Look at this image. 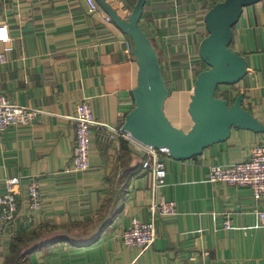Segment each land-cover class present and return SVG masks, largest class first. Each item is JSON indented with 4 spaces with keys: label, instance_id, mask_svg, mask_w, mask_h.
I'll list each match as a JSON object with an SVG mask.
<instances>
[{
    "label": "crops",
    "instance_id": "1",
    "mask_svg": "<svg viewBox=\"0 0 264 264\" xmlns=\"http://www.w3.org/2000/svg\"><path fill=\"white\" fill-rule=\"evenodd\" d=\"M101 1L128 18L139 0ZM216 2L147 0L140 23L164 80L172 77L176 85L167 87L165 114L184 132L194 125L192 70L209 69L199 51L208 36L204 18ZM106 16L100 6L90 14L87 0H0V90L15 105L39 112L32 125L0 135V196L6 180L22 182L15 219L0 240V264H264L258 215L264 202L249 187L209 182L211 167L243 163L264 145V134L233 128L227 141L199 157L167 159L165 185L155 189L136 145L110 138L136 107L139 67L127 48L132 39ZM233 34L231 50L246 59L248 74L221 91L231 103L243 93V107L264 125V0L244 9ZM82 100L90 102L96 122L91 168L68 173ZM32 181L41 186L37 212L28 209ZM160 198L177 202V214L155 219L151 249L127 248L124 232L135 219L151 222L152 203Z\"/></svg>",
    "mask_w": 264,
    "mask_h": 264
},
{
    "label": "water",
    "instance_id": "2",
    "mask_svg": "<svg viewBox=\"0 0 264 264\" xmlns=\"http://www.w3.org/2000/svg\"><path fill=\"white\" fill-rule=\"evenodd\" d=\"M262 1L224 0L206 14L208 36L199 54L209 69L201 72L195 82L188 110L194 125L189 132H184L173 126L165 114L164 106L170 93L157 51L140 27L147 0H139L128 19L97 0L113 24L132 39L139 67L138 86L133 92L136 107L126 117L123 130L143 145L167 148L178 161L199 157L208 147L227 141L233 128L264 134V125L243 107V93L233 103L217 97L220 87L235 86L248 74L246 59L231 50L233 29L245 8Z\"/></svg>",
    "mask_w": 264,
    "mask_h": 264
},
{
    "label": "built area",
    "instance_id": "3",
    "mask_svg": "<svg viewBox=\"0 0 264 264\" xmlns=\"http://www.w3.org/2000/svg\"><path fill=\"white\" fill-rule=\"evenodd\" d=\"M222 1V0H215ZM91 14L96 13L99 7L95 0H87ZM105 21L111 23L106 16ZM127 48L132 51L134 45L130 41ZM3 56L0 53V64ZM39 117V112L26 108L13 106L10 100L0 91V134L6 132L10 127L17 125H31ZM75 146L72 165L66 170L68 173H86L91 168V131L96 125L90 102L82 100L77 105L75 116ZM116 135V136H115ZM111 139L124 138L136 145L142 152L144 159L142 169L152 174L154 188L165 185L167 178L166 160L171 158L167 148H156L143 145L136 141L130 133L121 127L110 135ZM209 182L211 184H224L236 187H249L258 201L264 202V145L254 147L249 158L240 164L231 167L214 166L209 171ZM21 179L10 178L6 180V194L0 196V240L4 227L15 219L18 211L17 198L21 195ZM29 204L31 212H37L42 208L41 189L36 181H32L28 187ZM177 202L166 201L163 198L152 203V221L144 223L133 220L130 227L123 235V243L128 248H138L141 252L151 249L157 238L155 219L158 216H172L177 214ZM261 222H264V212L258 213ZM226 230L231 228V222L227 220L224 225Z\"/></svg>",
    "mask_w": 264,
    "mask_h": 264
},
{
    "label": "rangeland",
    "instance_id": "4",
    "mask_svg": "<svg viewBox=\"0 0 264 264\" xmlns=\"http://www.w3.org/2000/svg\"><path fill=\"white\" fill-rule=\"evenodd\" d=\"M224 0H222V1H219V2H223ZM219 2H216V3H219ZM215 3V4H216ZM99 7V6H98ZM89 13H90V11H89ZM91 14V13H90ZM109 17V16H108ZM130 17V16H129ZM128 17V18H129ZM110 18V17H109ZM123 18V17H122ZM128 18H123V19H128ZM111 19V18H110ZM106 22V21H105ZM107 23V22H106ZM111 23H112V20H111ZM130 41H128L127 43H129ZM133 42V41H132ZM133 45H134V43H133ZM129 51V50H128ZM133 51H134V49H133ZM131 54H132V51H129ZM200 52V51H199ZM134 55V54H133ZM200 55V54H199ZM202 60V59H201ZM190 68L191 69H194V66H190ZM192 72L194 73V76L196 77H198V75L199 74H197L198 72H197V70H192ZM196 77V78H197ZM185 79H186V77H184ZM184 78H180V79H184ZM168 79V84H167V82H166V80H165V82H166V84H167V87L168 86H170V88H173V89H175L176 88V85L175 84H173V80H171V79H173L172 77H168L167 78ZM197 80V79H196ZM232 88L233 86H222V87H220L219 88V90H218V92H217V95H218V97H221L222 95H224V93H222V91H221V89L222 88ZM1 92H3L2 90H0ZM4 93V95L10 100V102H11V104L13 105V106H16V107H19V108H23V107H20V106H17V105H15L13 102H12V100L8 97V95L5 93V92H3ZM27 109V108H26ZM75 122V121H74ZM33 124V123H32ZM31 124V125H32ZM22 126H24V125H22ZM28 126V125H27ZM123 128V127H122ZM76 132V131H75ZM3 134V133H2ZM76 134V133H75ZM1 135V134H0ZM91 136H92V131H91ZM245 162V161H244ZM214 167V166H213ZM224 167V166H223ZM212 168V167H211ZM36 182H38V181H36ZM39 183V182H38ZM40 185V184H39ZM228 186H230V185H228ZM5 187H6V181H5ZM234 187H236V186H234ZM40 189H41V186H40ZM6 192H7V190H6ZM30 211V210H29ZM31 212V211H30ZM127 231V230H126ZM125 231V232H126ZM124 232V233H125ZM124 235V234H123ZM123 239V238H122ZM128 248V247H127Z\"/></svg>",
    "mask_w": 264,
    "mask_h": 264
},
{
    "label": "trees",
    "instance_id": "5",
    "mask_svg": "<svg viewBox=\"0 0 264 264\" xmlns=\"http://www.w3.org/2000/svg\"><path fill=\"white\" fill-rule=\"evenodd\" d=\"M217 97H218V95H217ZM219 98H222V99H225V100H227L228 99V97H227V94H224V95H222L221 97H219Z\"/></svg>",
    "mask_w": 264,
    "mask_h": 264
}]
</instances>
